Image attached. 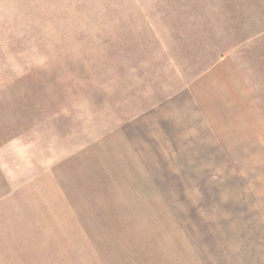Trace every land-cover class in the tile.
<instances>
[{
	"label": "rangeland",
	"instance_id": "rangeland-1",
	"mask_svg": "<svg viewBox=\"0 0 264 264\" xmlns=\"http://www.w3.org/2000/svg\"><path fill=\"white\" fill-rule=\"evenodd\" d=\"M153 1L25 0L26 26H19V6L9 13L0 0V113H10L11 137L19 136L11 138L8 157L18 185L4 209L0 203V264H83L87 242L99 264H205L199 257L207 242L200 251L195 242L201 244L202 228L215 244L213 257L204 255L208 262L244 264V251L258 259L264 243V10L257 8L263 5L236 0L235 7L256 9L236 10L233 20L232 12H220L217 24L235 33L236 49L232 83H220V153L212 155L196 148L175 153L193 150L175 147L189 141L173 137L171 123H149L161 118L162 108L144 109L134 119L149 131L136 141L124 138L115 122L114 94L130 83V52L143 63L135 62L140 82L163 70L162 53L125 44L131 21L176 15L200 26L195 17L203 12H157ZM182 53L165 60L170 73L201 56L190 47ZM115 178L124 186L116 187Z\"/></svg>",
	"mask_w": 264,
	"mask_h": 264
},
{
	"label": "crops",
	"instance_id": "crops-1",
	"mask_svg": "<svg viewBox=\"0 0 264 264\" xmlns=\"http://www.w3.org/2000/svg\"><path fill=\"white\" fill-rule=\"evenodd\" d=\"M238 1L241 5L247 3L263 5L257 9L264 10V0ZM4 3L8 4L7 9L9 13L12 10L15 11L12 6H19V10H17L18 25L26 26L25 0H17V2L16 0H4ZM235 3L236 0H186V2L154 0L151 3V8L153 11L157 12H203L201 15L195 17L201 19L199 23L200 26H195L196 24L192 23L193 20H190V18L182 22L179 18L176 19V15L173 17L162 15V18H154L153 20H146V22L139 20L131 21L128 31H125V44L130 48H138L147 44L149 50L162 53L161 56L164 59H161L163 61L162 72H158L140 82L137 76L140 68L137 69L138 66L135 62L140 64L143 63L139 61L136 52H130L131 74L128 76L130 77V83L122 84L120 88L115 90L114 94V100H116L115 106L119 108L115 122L120 124V131L124 138H130L132 141H136L139 138L149 137V131L143 127L133 125V123H135L134 119L139 117L141 111L144 109L152 110L154 108H162L161 118H154L150 120L149 123H171L172 126L170 129L174 132L173 137L176 136L178 139H187L189 141L179 142L175 147L191 150L196 148L197 153L212 155L220 153L218 123L219 118L222 117V115L220 116V101L223 100V94L220 92H224L225 90H219V88L221 87L220 83H222L224 88L227 87L229 75H231V80L233 79V61L236 45L235 33L227 35L226 31L220 28L217 22L220 12H225L227 16H229L228 12H232L231 20H233V12L236 10L244 11L245 9H256V7H235ZM132 10L136 11L135 8H132ZM212 12H215V14ZM186 16L189 15L186 14ZM120 23L122 24V22ZM189 47L193 54L198 55L201 53V56L194 64L190 63L185 66L179 65L177 61L182 69L172 70L170 73V67L167 66L165 60L173 59L174 57H172V54L183 56L182 50ZM175 50H179L178 54L174 53ZM204 65H206L205 68L207 70V72L205 71V75L203 70ZM153 71L154 69L152 70L149 68L147 70V75H151ZM160 78H163V80L160 83H156ZM231 83L228 86H230ZM98 91L102 90L99 89ZM182 92H184L183 98L176 97V94ZM4 112L5 110H3V113H0V119L2 120L0 124V203L3 209L4 205L9 202L11 196L15 193V188L18 185L11 181V176L8 173V157L12 153V139L16 141L19 138V136L11 137L10 113ZM198 123L204 126L202 127ZM180 124L182 125L180 126ZM186 130L192 133L188 136L191 138L179 134L180 131ZM144 131L147 132L146 135L143 134ZM222 147L225 148L226 146ZM196 150H177L175 153H191ZM142 153H145V151ZM223 153L229 154L231 152L226 151ZM144 167L148 172L153 171L152 167L149 165H145ZM101 177L102 176H98L100 183H102ZM94 179L95 177L93 176L91 178V183ZM116 179L118 178H115L116 187L124 186L123 181L118 182ZM106 185L112 187L111 184ZM153 209H155V206ZM1 212L2 210L0 209V213ZM204 233L209 235V231L202 228L200 232L202 238V240H200L201 244L198 242L199 238L195 241L197 248L200 246L198 249L199 251L203 249L204 240L207 242V244H204V248H207L206 250L208 251L203 253L202 258L199 257V259L204 261L205 264H213L212 259L208 262L207 258L209 257H204V255H211L210 258H212L213 255L211 251L213 250L211 247L215 244L208 236L205 238ZM245 249L249 251L254 250ZM263 249L264 243L262 248L259 249L257 255L258 259L247 258L244 251L242 254L244 257V264H264ZM93 253L94 252H92L87 242V247L83 249V264H99L97 262V256L94 257L92 255ZM261 255H263V257H261Z\"/></svg>",
	"mask_w": 264,
	"mask_h": 264
}]
</instances>
